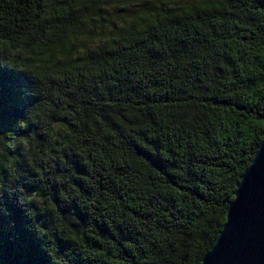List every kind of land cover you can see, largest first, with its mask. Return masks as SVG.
Here are the masks:
<instances>
[{"label": "trees", "instance_id": "obj_1", "mask_svg": "<svg viewBox=\"0 0 264 264\" xmlns=\"http://www.w3.org/2000/svg\"><path fill=\"white\" fill-rule=\"evenodd\" d=\"M0 17V264H202L264 139V0Z\"/></svg>", "mask_w": 264, "mask_h": 264}, {"label": "water", "instance_id": "obj_2", "mask_svg": "<svg viewBox=\"0 0 264 264\" xmlns=\"http://www.w3.org/2000/svg\"><path fill=\"white\" fill-rule=\"evenodd\" d=\"M202 264H264V139L234 192L226 223Z\"/></svg>", "mask_w": 264, "mask_h": 264}, {"label": "snow or ice", "instance_id": "obj_3", "mask_svg": "<svg viewBox=\"0 0 264 264\" xmlns=\"http://www.w3.org/2000/svg\"><path fill=\"white\" fill-rule=\"evenodd\" d=\"M4 2H6V0H0V4H3ZM17 2L18 3H25V2H27V3H35L36 0H17ZM3 23H4L3 18L0 17V32L3 31Z\"/></svg>", "mask_w": 264, "mask_h": 264}]
</instances>
